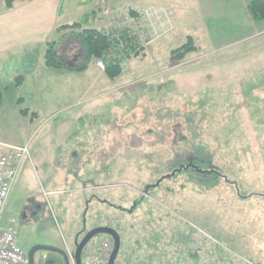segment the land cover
Returning a JSON list of instances; mask_svg holds the SVG:
<instances>
[{"label":"rangeland","instance_id":"374dc122","mask_svg":"<svg viewBox=\"0 0 264 264\" xmlns=\"http://www.w3.org/2000/svg\"><path fill=\"white\" fill-rule=\"evenodd\" d=\"M87 1L64 0V20L103 26L84 16L88 7L78 5ZM120 1L146 10L129 15L128 25L144 30L147 45L145 55L124 62L119 77L108 79L92 62L83 73L42 63L33 80L44 91L31 95L25 85L4 96L0 142L28 153L0 227L12 228L25 256L48 246L73 257L77 233L110 225L125 228L124 250L142 264L152 255V264H264V20H251L242 0ZM91 3L98 8L105 0ZM114 10L98 14L115 23L121 15ZM187 37L196 51L172 61L170 52ZM75 51L78 45L62 60ZM160 83L168 85L158 90ZM20 98L28 102L13 106ZM24 108L37 116L22 119ZM197 144L213 157L198 162L200 170L213 167L225 180L176 173L177 158L192 159ZM140 197L133 214L117 209H132ZM105 240L87 245L83 264H95ZM40 255L63 264L55 253Z\"/></svg>","mask_w":264,"mask_h":264},{"label":"trees","instance_id":"16d2710c","mask_svg":"<svg viewBox=\"0 0 264 264\" xmlns=\"http://www.w3.org/2000/svg\"><path fill=\"white\" fill-rule=\"evenodd\" d=\"M33 0H0V12L8 11L13 9V7L21 2H30ZM216 1V0H215ZM130 6H121V7H112L113 8H129ZM247 12L250 15L251 19L253 21H260L264 20V0H248L247 3ZM102 12V10H98L95 14L98 15V13ZM134 8L130 11V15H134ZM136 14V13H135ZM103 16V15H102ZM104 18V17H103ZM106 21V20H105ZM123 18L120 17L115 23H112L111 20H107L108 25H103L101 27H90L87 25H84V23H73L70 25H64V26H57L55 29L56 36L51 39L49 42L46 43L45 46V52L43 56L44 65L48 69L52 70H68V71H81L83 69L87 68V63H96L98 60L102 61L104 65L103 75H105L108 79L114 80L117 77H119L122 73V66L125 61L130 59L133 56H139V55H145V46L140 41L139 36L135 32V30L128 24H122ZM104 22V21H103ZM74 38V40L79 45L80 51L83 54V57L85 60L82 62L81 66H74L71 62L64 61L61 58L60 50L63 45V42L67 39ZM71 44V42H70ZM196 46L194 45V41L191 37H187L186 43L183 44L181 47L174 49L170 52V59L174 62H182L187 57L188 54L193 53L196 51ZM69 62L68 65L67 63ZM73 66V67H72ZM21 77H17V80H20ZM168 85L167 83L161 84L157 87L158 90H161L163 86ZM264 85V84H263ZM2 98V93L0 92V100ZM2 103L0 101V111L2 108ZM27 112L21 111L22 115H25ZM36 115V114H34ZM207 114L205 113V116ZM192 120L189 119L188 122H191ZM180 127V126H178ZM189 130V128H188ZM181 131L184 130H177L175 131L178 133L181 137ZM193 136V135H192ZM183 137V144L185 142H189L188 137ZM200 144L192 146V150L194 149L195 153L192 155L195 160L190 159L189 156L185 158V160H181L180 157L177 158V162L180 163V169L176 171V173H181L183 171H194L195 173H199L203 175V178L206 177V175H210V183H215V180L217 179H223L225 178L221 176L215 168L211 167L210 171H202L197 166V163L205 159V157L213 158L211 155L208 154L209 151L207 149H204L202 146H199ZM206 148V147H205ZM264 148H262V153L264 154ZM206 151V153H205ZM190 152V151H189ZM191 161V162H190ZM184 162H187L185 165ZM96 200V199H95ZM144 197H140L139 199L136 198L134 201L135 207L129 210L126 209H120L117 208L127 214H133L135 210L143 203ZM93 202V200H92ZM91 202V203H92ZM90 204V203H89ZM89 209V208H88ZM127 211H130L129 213ZM121 227V225L119 224ZM106 227L112 228L110 225H106ZM113 229V228H112ZM117 229V228H116ZM114 229L119 237H120V251L118 253V256L115 260V264H142L141 260L138 262V260L135 261L134 259V251L132 253H128L124 250L125 248V240L123 237V233L125 228L123 229ZM177 231H185V230H179ZM176 231V233H177ZM184 233V232H182ZM177 236V234H175ZM185 238H188L189 236L184 235ZM106 238V241L111 244V239L108 236H103ZM151 242H157L158 237H151ZM139 244V241L138 243ZM149 246H151L149 244ZM190 256L192 258H195V254L191 253ZM133 257V258H132ZM155 259L156 255H152ZM151 257L149 259L148 264H152L154 259L151 260ZM119 259V260H117ZM134 259V260H133ZM133 260V263H132Z\"/></svg>","mask_w":264,"mask_h":264},{"label":"crops","instance_id":"0c3cea01","mask_svg":"<svg viewBox=\"0 0 264 264\" xmlns=\"http://www.w3.org/2000/svg\"><path fill=\"white\" fill-rule=\"evenodd\" d=\"M89 2L87 1L78 5L80 8L84 9L85 7H88V10H92L91 13L90 11L88 12V10L84 11V16L91 14L92 21L93 19L98 20L96 23L104 21V25H108L107 20L105 21V19L101 17L102 15L99 16L100 14L95 16L99 9H105L106 6L111 8L125 5L139 6L138 4L129 1L105 0L102 7L97 8L96 6H92L91 0H89ZM242 3L246 13L248 14L246 9L248 0H242ZM63 7L64 0H33L30 2L18 3L13 7V9L0 12V92L1 88L2 91H4L1 92L2 98L0 101L2 103V108L0 113L4 110V96L10 94V91H14V89L24 87L25 85L30 87L31 95L35 92L44 91L45 88H40L42 85L41 82L34 81L33 79L38 75V73H36V66L39 64L42 65V63L44 65L43 56L45 46L47 42L56 36V27L70 25L69 21H65L64 16H62ZM67 41L68 39L63 42L60 55L68 50L72 45L77 47V44H71L68 47ZM74 53L75 54L70 57H67V60L75 66L78 63L83 62L85 58L80 51L79 45L78 51H75ZM86 69L74 72L83 73ZM70 72L74 73L72 71ZM49 73L46 75H50ZM99 73L103 74L102 72ZM15 76L21 77V79L15 82L13 88H10L12 85L11 82H13ZM30 80L33 81L30 82ZM25 102L28 101L24 98L12 99L13 106L14 104L20 106ZM21 111H25L27 113L22 115ZM34 114L36 113L30 112V109L27 108L18 109V115L22 117V119L30 117V120L32 121L34 117L37 116ZM1 151L2 150L0 149V152Z\"/></svg>","mask_w":264,"mask_h":264},{"label":"built area","instance_id":"2783aa9c","mask_svg":"<svg viewBox=\"0 0 264 264\" xmlns=\"http://www.w3.org/2000/svg\"><path fill=\"white\" fill-rule=\"evenodd\" d=\"M130 8H116L115 14L121 15L123 18L122 24H129L128 16L130 15ZM138 10V12H137ZM146 11V10H145ZM144 9H134L135 17L142 16ZM138 18H136L137 20ZM132 21V20H131ZM138 21V20H137ZM137 25V23H136ZM140 38L144 46L147 45L144 41V30H140V26L133 28ZM152 42V41H151ZM150 44V43H149ZM96 65L100 70H104L102 61L98 60ZM0 218L7 200L10 189L19 172L23 159L27 155V147H20L15 145H8L0 143ZM111 248L108 244L101 245V257H96L95 264H107ZM104 256V257H103ZM103 257V258H102ZM102 258V259H101ZM71 261L73 257H70ZM0 264H29V261L22 250L19 248L17 238L15 237L11 227H0Z\"/></svg>","mask_w":264,"mask_h":264},{"label":"water","instance_id":"95a60500","mask_svg":"<svg viewBox=\"0 0 264 264\" xmlns=\"http://www.w3.org/2000/svg\"><path fill=\"white\" fill-rule=\"evenodd\" d=\"M99 235H106L111 238L113 242V249L110 254L108 264H115V260L120 251L121 242H120V237L118 233L114 229L109 228V227H96L90 230L89 232H87L79 243L75 242V245H74L75 246V250H74L75 264H82L81 256H82V252L84 248L94 237H97ZM39 251L57 253L62 256L64 264H70L68 257L63 250L55 249V248L48 247V246H35L31 250H29L27 253L29 264H34V254Z\"/></svg>","mask_w":264,"mask_h":264},{"label":"flooded vegetation","instance_id":"af4514ba","mask_svg":"<svg viewBox=\"0 0 264 264\" xmlns=\"http://www.w3.org/2000/svg\"><path fill=\"white\" fill-rule=\"evenodd\" d=\"M93 199H96L97 202H103L104 201V200H100V198H98V197H93ZM105 203L108 204L107 201H105ZM87 207L88 206L86 205L85 208H87ZM134 207H135V203H133V208ZM127 212L129 213L130 211H127ZM87 232H89V231H85V229H83V231H80L79 233H77L75 238H74L73 244L75 245V242L79 243L83 239V237L85 236V234ZM111 244H113L112 240H111ZM44 253H52V252H43V251L36 252L34 254V264H51L47 257L40 255V254H44ZM55 254L60 257L62 263L64 264L62 256L57 254V253H55Z\"/></svg>","mask_w":264,"mask_h":264}]
</instances>
